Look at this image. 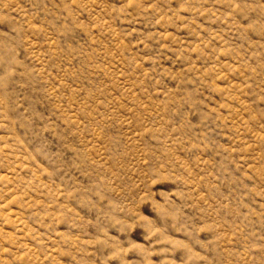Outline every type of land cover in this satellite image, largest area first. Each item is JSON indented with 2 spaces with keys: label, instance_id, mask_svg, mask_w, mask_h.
<instances>
[{
  "label": "rangeland",
  "instance_id": "rangeland-1",
  "mask_svg": "<svg viewBox=\"0 0 264 264\" xmlns=\"http://www.w3.org/2000/svg\"><path fill=\"white\" fill-rule=\"evenodd\" d=\"M0 264H264V0H0Z\"/></svg>",
  "mask_w": 264,
  "mask_h": 264
}]
</instances>
